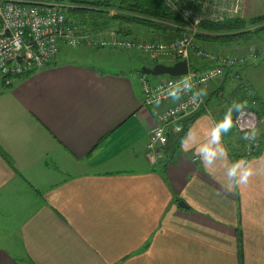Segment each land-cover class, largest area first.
<instances>
[{
    "label": "crops",
    "instance_id": "0c3cea01",
    "mask_svg": "<svg viewBox=\"0 0 264 264\" xmlns=\"http://www.w3.org/2000/svg\"><path fill=\"white\" fill-rule=\"evenodd\" d=\"M263 15L264 0H240L233 19ZM220 40L204 44L250 50ZM127 52L143 66L126 70L112 54L119 70L107 71L59 54L10 85L0 77V264H264V126L253 155L234 126L252 105L264 119V62L252 67L264 55L203 86L206 108L153 164L158 110L143 104L139 70L154 62Z\"/></svg>",
    "mask_w": 264,
    "mask_h": 264
},
{
    "label": "built area",
    "instance_id": "2783aa9c",
    "mask_svg": "<svg viewBox=\"0 0 264 264\" xmlns=\"http://www.w3.org/2000/svg\"><path fill=\"white\" fill-rule=\"evenodd\" d=\"M110 0H0V77L6 85L18 76L31 74L52 63L63 48H105L133 51L154 63L187 60V74L167 77L152 85L148 75L141 76L143 104L157 109L156 123L149 134L146 156L156 163L164 155L170 135L181 134L184 121L206 108L202 87L217 82L227 68L237 67L247 58H237L200 48L195 44L198 25L204 19L223 21L238 6L227 7L218 0H199L201 11L181 7L184 0H161L190 25L189 32L168 39H142L117 31L93 29L69 12L77 6H94ZM218 10L220 13H216ZM229 15V14H228ZM194 52V53H193ZM193 55L208 62L207 67H191ZM239 77L238 74L235 76ZM252 95L251 92H249ZM260 119L255 110L245 108L234 116V126L248 140V154L259 146L254 139ZM198 159V158H196Z\"/></svg>",
    "mask_w": 264,
    "mask_h": 264
},
{
    "label": "rangeland",
    "instance_id": "374dc122",
    "mask_svg": "<svg viewBox=\"0 0 264 264\" xmlns=\"http://www.w3.org/2000/svg\"><path fill=\"white\" fill-rule=\"evenodd\" d=\"M221 1L224 3V0H218L219 4L223 5ZM239 1L240 0H235V2L238 3V4H236L237 6H239ZM236 5H234V6H236ZM89 7L93 8L94 6H89ZM227 7H229V6H227ZM95 9L101 10V13H99L100 14L99 17L97 18V21L100 24V26L98 28H100L101 30L117 31L118 33H120L119 31L127 30V28L130 27L133 35L139 36V37H148L149 35H152L155 32L158 33L159 30L161 28H163L165 30H170L171 31L170 34H172L174 36V38L181 36L184 33L189 32L188 29H189L190 25L188 23L186 24V26H184V28H181V29H183L181 35H180V33L177 35L175 32L179 28H177V26H175V25H173L167 21H158L157 24H158L159 28L157 30V28L151 27V26H145L142 24H137V23L129 22V21L123 22V20H122V19H124L123 16H125L126 19L133 17V16H135L133 14L134 12L128 13L124 10H118L116 8L109 9L105 6H96ZM194 10H196V9H194ZM196 11L200 12L201 7L199 9H197ZM86 12H88L87 15H91L93 13L92 11H86ZM216 13H220V12L218 10H216ZM237 13H238V11L236 13L235 12L227 13V17L225 18V20L213 21V22H224L226 20L233 19ZM136 16H139V15L136 14ZM204 20H209V19H204ZM209 21H212V20H209ZM200 23H199V25H200ZM127 25H129V26H127ZM199 25L197 26L198 27L197 34L199 32H201V31H199ZM246 28L248 29V30H246V31H248V33H245L241 36H235V37L223 36V37H220V39H221L220 41L225 40V43H226V41L231 42L233 40L234 41L238 40V42H241V47H242V48H238V49L246 50L247 46H250V48H249L250 50L245 52V54H243L242 56L236 55V54L231 55V57L247 58L248 60L246 62H244L243 64L248 63L251 60H255L258 56L264 55V20H259L255 23L247 22ZM196 35L194 37L195 44L197 46H199L200 48L207 49V50L214 51V52L224 53L223 51L215 50L216 48L206 46L205 44L199 45L197 42L198 39L196 38ZM210 36L215 37V36H219V34L210 33ZM213 39H215V38H213ZM163 40H166V39H163ZM215 40H219V39H215ZM111 50H113V49H105V48L93 49V48H83V47L82 48L81 47L80 48H65L64 51L59 55L58 59H59V61H72V62H77V63H81V64H86V65H93V66H97L99 68L105 69L107 71H117V70H119V68H117L118 63H116L117 55L115 57L112 54H119V56L123 59L121 61V63L124 64V67L126 70L130 67L131 68L136 67L138 69V68L143 66V61H139L137 59H134V60L130 59L128 52L126 50H118V51L114 50V53H111L110 52ZM105 56H107L108 58H106V59L103 58ZM194 57H195V59L201 60L199 58H196L195 55H194ZM193 61L194 60H192V62H191L192 64H194ZM166 62H169V61H166ZM262 62H264V56L258 57L253 62L252 67H254L255 65H260ZM262 65H264V63ZM124 67H121V68H124ZM148 76L150 78L167 77V76H152V75H148ZM236 81H239V80H236ZM229 85L232 86L233 83L229 81ZM259 118L263 119V117H259ZM263 126H264V121H260L258 128H257V131L254 134V139H257L258 141L260 140L259 132H260L261 128H263ZM246 141L248 142V140H246Z\"/></svg>",
    "mask_w": 264,
    "mask_h": 264
},
{
    "label": "trees",
    "instance_id": "16d2710c",
    "mask_svg": "<svg viewBox=\"0 0 264 264\" xmlns=\"http://www.w3.org/2000/svg\"><path fill=\"white\" fill-rule=\"evenodd\" d=\"M185 2L181 4V7H186V8H193V9H199L201 6L198 4L199 0H184ZM98 6H105L109 9L116 8L118 10H124L128 13H132L135 16L127 18L123 16L124 19L123 22H134L137 24H142L145 26H151L159 28L157 22L158 21H167L170 22L171 24L177 26V31L178 33H182L184 28L182 26H186L187 21L179 14L176 12L171 11L169 8H167L161 0H110L107 3H99L96 4ZM86 11H92L93 13L91 15H87L88 12ZM99 13H101V10L95 9V8H90L89 6L81 5L77 6L76 8L71 9L69 12V16L77 19L80 22L85 23L86 25L91 26L93 29H100L98 28L100 26L99 22L97 21V18L99 17ZM139 15V16H136ZM128 17V16H127ZM118 18V17H117ZM259 20H264V16H260L258 18L253 19L249 23H255ZM104 24V23H103ZM247 22L240 20V19H230L226 20L224 22H213L209 20H202L200 25H199V32L196 35V38L198 39L197 41L201 43H207L211 39H220V37L223 36H241L245 33H248V30L246 28ZM163 27V26H162ZM123 35L130 34L131 31L128 30H121L119 31ZM210 33H215L219 34V36H210ZM157 64L153 63L152 67ZM166 64H172V63H166ZM191 67L193 69L199 68L197 65L191 63ZM169 77V76H168ZM249 109L255 110L259 117H263V114L256 110V107L252 105L249 107ZM241 111L238 110L236 111V114ZM235 114V115H236ZM188 127L186 128V130ZM261 139L259 140V146L251 151L249 153L250 155L256 154V151L259 150L260 145H261ZM248 154V155H249ZM240 234H239V249H240ZM241 251V249L239 250Z\"/></svg>",
    "mask_w": 264,
    "mask_h": 264
},
{
    "label": "water",
    "instance_id": "95a60500",
    "mask_svg": "<svg viewBox=\"0 0 264 264\" xmlns=\"http://www.w3.org/2000/svg\"><path fill=\"white\" fill-rule=\"evenodd\" d=\"M189 63L187 60L177 61L173 64L157 63L152 68L143 67L139 70L141 74L152 76H170L176 77L187 74ZM179 205L188 208L184 202H179Z\"/></svg>",
    "mask_w": 264,
    "mask_h": 264
}]
</instances>
